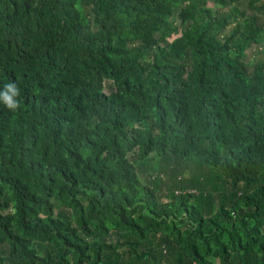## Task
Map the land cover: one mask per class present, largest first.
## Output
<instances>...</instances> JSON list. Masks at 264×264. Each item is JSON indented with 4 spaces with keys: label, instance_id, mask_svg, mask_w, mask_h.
Listing matches in <instances>:
<instances>
[{
    "label": "trees",
    "instance_id": "16d2710c",
    "mask_svg": "<svg viewBox=\"0 0 264 264\" xmlns=\"http://www.w3.org/2000/svg\"><path fill=\"white\" fill-rule=\"evenodd\" d=\"M8 83L0 264H264V0H0Z\"/></svg>",
    "mask_w": 264,
    "mask_h": 264
},
{
    "label": "clouds",
    "instance_id": "9594fccd",
    "mask_svg": "<svg viewBox=\"0 0 264 264\" xmlns=\"http://www.w3.org/2000/svg\"><path fill=\"white\" fill-rule=\"evenodd\" d=\"M19 89L15 83H8L4 86V90L0 91V101L11 110L19 108V101L16 99L19 96Z\"/></svg>",
    "mask_w": 264,
    "mask_h": 264
},
{
    "label": "rangeland",
    "instance_id": "374dc122",
    "mask_svg": "<svg viewBox=\"0 0 264 264\" xmlns=\"http://www.w3.org/2000/svg\"><path fill=\"white\" fill-rule=\"evenodd\" d=\"M254 53H252V54H250V59H252L253 61L255 60V57H254V55H253Z\"/></svg>",
    "mask_w": 264,
    "mask_h": 264
},
{
    "label": "built area",
    "instance_id": "2783aa9c",
    "mask_svg": "<svg viewBox=\"0 0 264 264\" xmlns=\"http://www.w3.org/2000/svg\"><path fill=\"white\" fill-rule=\"evenodd\" d=\"M165 264V263H164Z\"/></svg>",
    "mask_w": 264,
    "mask_h": 264
}]
</instances>
